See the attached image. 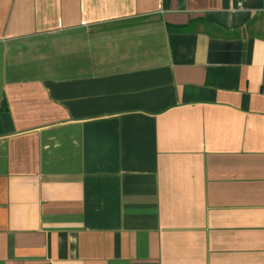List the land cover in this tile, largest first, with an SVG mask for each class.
<instances>
[{"label":"crops","instance_id":"obj_1","mask_svg":"<svg viewBox=\"0 0 264 264\" xmlns=\"http://www.w3.org/2000/svg\"><path fill=\"white\" fill-rule=\"evenodd\" d=\"M0 264H264V0H0Z\"/></svg>","mask_w":264,"mask_h":264},{"label":"rangeland","instance_id":"obj_2","mask_svg":"<svg viewBox=\"0 0 264 264\" xmlns=\"http://www.w3.org/2000/svg\"><path fill=\"white\" fill-rule=\"evenodd\" d=\"M66 39H64V38H60V39H58V41L59 42H62V41H65ZM67 40H70V39H67Z\"/></svg>","mask_w":264,"mask_h":264}]
</instances>
